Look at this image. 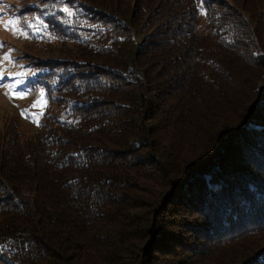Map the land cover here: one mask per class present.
<instances>
[{"label": "trees", "instance_id": "trees-1", "mask_svg": "<svg viewBox=\"0 0 264 264\" xmlns=\"http://www.w3.org/2000/svg\"><path fill=\"white\" fill-rule=\"evenodd\" d=\"M26 8L77 55L0 125V264H264V0Z\"/></svg>", "mask_w": 264, "mask_h": 264}, {"label": "rangeland", "instance_id": "rangeland-1", "mask_svg": "<svg viewBox=\"0 0 264 264\" xmlns=\"http://www.w3.org/2000/svg\"><path fill=\"white\" fill-rule=\"evenodd\" d=\"M29 1L0 0V125L2 121L12 119L24 132L37 128L48 102L46 95L37 87L38 68L27 64V61L35 62L50 55H59L56 51L62 55H77L58 42L48 45L34 43L33 38L42 33L41 27L33 26L32 22L19 25L33 15L26 8Z\"/></svg>", "mask_w": 264, "mask_h": 264}]
</instances>
